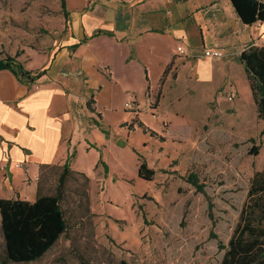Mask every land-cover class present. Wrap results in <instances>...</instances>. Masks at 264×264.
<instances>
[{
	"label": "rangeland",
	"instance_id": "rangeland-1",
	"mask_svg": "<svg viewBox=\"0 0 264 264\" xmlns=\"http://www.w3.org/2000/svg\"><path fill=\"white\" fill-rule=\"evenodd\" d=\"M62 8V0H0V58L40 71L41 59L49 61L69 37L71 13L68 4V15ZM215 69L211 83L182 75L175 87H165L159 110H133L158 137L130 133L139 155L123 164L140 171L144 160L156 171L153 178L115 175L119 152L113 147L104 159L115 167L110 179L87 184L81 175L70 177L62 201L67 234L38 261L5 262L0 228V264H84L82 258L90 264H220V245L232 237L252 179L264 169V122L255 115L244 66ZM191 172L205 191L188 182ZM57 178L46 183L56 185Z\"/></svg>",
	"mask_w": 264,
	"mask_h": 264
},
{
	"label": "crops",
	"instance_id": "crops-1",
	"mask_svg": "<svg viewBox=\"0 0 264 264\" xmlns=\"http://www.w3.org/2000/svg\"><path fill=\"white\" fill-rule=\"evenodd\" d=\"M66 3L70 34L49 61L41 59L43 75L27 84L10 69L0 70V198L36 201L42 173L60 172L68 160L75 171L107 181L115 167L104 159L113 147L119 152L113 173L142 178L137 167L123 164L138 155L130 133L143 131L137 123L129 128L141 120L126 103L159 110L163 89L175 87L182 75L211 83L215 67L239 63L244 50L264 46V21L244 24L230 0ZM201 48L223 56L205 57ZM252 103L258 117L253 96Z\"/></svg>",
	"mask_w": 264,
	"mask_h": 264
},
{
	"label": "trees",
	"instance_id": "trees-1",
	"mask_svg": "<svg viewBox=\"0 0 264 264\" xmlns=\"http://www.w3.org/2000/svg\"><path fill=\"white\" fill-rule=\"evenodd\" d=\"M230 1L244 24L250 25L264 21V0ZM62 5L63 11L68 15L66 0H62ZM73 47L76 49L78 44H74ZM240 60L247 73L252 96L258 107L257 115L264 121V46H250L241 53ZM2 69H10L19 80L27 84H34L45 72V70H29L22 62L10 56L0 58V70ZM136 123L145 133L158 137L153 129L137 119L129 125V128L133 129ZM104 165L107 168L105 163ZM53 169L42 173L36 201L0 198L5 262L38 261L57 244L62 235L67 234L68 216L62 201L67 196L69 179L74 175H81L87 184L90 179L85 173L72 169L69 160L61 167L60 172ZM155 172L146 161H141L139 175L142 178H153ZM56 175L58 177L56 185L46 183V178L56 177ZM187 180L200 191H205V185L200 184L196 172L189 173ZM220 248L225 249L220 264H264V170L254 175L248 191V200L241 209L240 219L233 235L228 243L220 245ZM82 261L84 264H90L84 258ZM119 264L133 263L123 259Z\"/></svg>",
	"mask_w": 264,
	"mask_h": 264
},
{
	"label": "built area",
	"instance_id": "built-area-1",
	"mask_svg": "<svg viewBox=\"0 0 264 264\" xmlns=\"http://www.w3.org/2000/svg\"><path fill=\"white\" fill-rule=\"evenodd\" d=\"M177 53L179 55L186 54V49L183 46H177ZM204 56L208 58H221L223 56L222 52L219 49L216 48H205L204 49ZM126 109L130 110H136L137 105L134 104V102L130 101L126 103L125 106ZM22 163H19L18 166H22Z\"/></svg>",
	"mask_w": 264,
	"mask_h": 264
}]
</instances>
